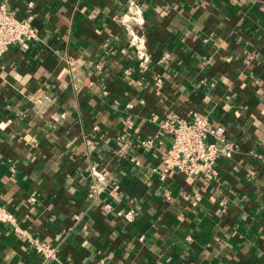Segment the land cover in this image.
I'll use <instances>...</instances> for the list:
<instances>
[{
    "label": "crops",
    "instance_id": "crops-1",
    "mask_svg": "<svg viewBox=\"0 0 264 264\" xmlns=\"http://www.w3.org/2000/svg\"><path fill=\"white\" fill-rule=\"evenodd\" d=\"M28 1L37 38L0 61V204L19 225L0 224V264H264V0L0 3L21 18ZM194 116L232 156L160 179L162 124Z\"/></svg>",
    "mask_w": 264,
    "mask_h": 264
},
{
    "label": "built area",
    "instance_id": "built-area-1",
    "mask_svg": "<svg viewBox=\"0 0 264 264\" xmlns=\"http://www.w3.org/2000/svg\"><path fill=\"white\" fill-rule=\"evenodd\" d=\"M32 6V1H28L26 15L19 18L5 4L0 3V61L11 44L37 38L32 25ZM136 19L134 17V20ZM129 32L134 38L135 33L132 30ZM162 125L170 133L171 140L163 153L162 165L158 169L160 179L175 172L190 177L201 176L211 179L216 173L217 159L230 158L234 152L235 146L227 137L224 126L212 123L204 117L194 116L192 119L176 123L165 121ZM150 142V139H143L140 144L147 146ZM0 224H10L13 229L19 230L18 218L2 204ZM31 242L37 252L46 258H52L53 250L48 244L36 239ZM95 264L105 263L100 259Z\"/></svg>",
    "mask_w": 264,
    "mask_h": 264
}]
</instances>
